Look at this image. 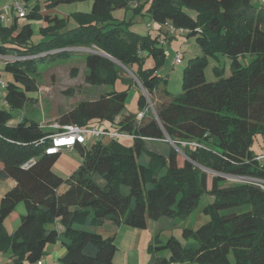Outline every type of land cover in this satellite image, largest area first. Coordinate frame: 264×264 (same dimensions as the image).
<instances>
[{"label":"trees","instance_id":"obj_1","mask_svg":"<svg viewBox=\"0 0 264 264\" xmlns=\"http://www.w3.org/2000/svg\"><path fill=\"white\" fill-rule=\"evenodd\" d=\"M75 0H48L47 6ZM27 3V0H26ZM28 4V3H27ZM132 9L156 24H170L177 34L195 36L203 54L190 58L185 67L183 92L156 105V117L138 121L136 115L118 116L125 108L127 91H109L94 100H84L60 117L62 125L100 123L104 128L133 134L130 146L116 139L98 140L91 148L77 145L83 155L79 168L67 179L53 169L61 151L47 153L48 132L37 121L21 119L0 108V178L12 177L15 185L0 203V251L12 264L39 261L47 245L59 242L65 253L58 264H114V236L98 230L106 220L145 228L148 218L189 216L205 194L214 200L204 207L210 220L197 228L185 227L183 241L175 236L157 245L169 249L160 264H264V187L234 177L264 179V159L253 149L257 134L264 135V3L253 0H93L90 13H77L78 24L66 29V18L46 15L42 32L51 38L32 42L33 28H20L19 16L12 24L0 17V53L31 58L7 62L5 70L14 79L6 86L5 100L12 109L22 108L38 91L37 60L80 52L73 47H91L86 52L88 82L112 84L129 68L152 97L160 90L156 68H145L147 56L164 58L158 38L143 36L115 21L112 10ZM28 19L42 18L40 6L28 5ZM161 28V27H160ZM183 31H178L179 29ZM169 33L170 32L169 30ZM95 47V48H94ZM63 48L55 53L51 50ZM104 52L105 54L99 53ZM220 54L231 59L229 76L215 66L219 79L208 81L209 57ZM113 57L117 61H115ZM247 55L252 56L245 62ZM130 83L133 77L126 78ZM164 95L169 91L162 89ZM153 99V97H152ZM141 110L148 98L139 97ZM138 123H137V121ZM140 122V123H139ZM186 155L180 163L178 148ZM171 142V143H170ZM196 142L197 145H192ZM93 144V143H92ZM162 144L160 149L155 145ZM139 155V156H138ZM36 158L30 167L23 164ZM212 177L208 187V172ZM232 179L228 184L224 176ZM227 178V177H226ZM102 180V182H100ZM68 183L62 194L59 187ZM128 188V192L123 191ZM24 200L27 211L9 233L4 220ZM59 221L63 230L55 224Z\"/></svg>","mask_w":264,"mask_h":264},{"label":"rangeland","instance_id":"obj_2","mask_svg":"<svg viewBox=\"0 0 264 264\" xmlns=\"http://www.w3.org/2000/svg\"><path fill=\"white\" fill-rule=\"evenodd\" d=\"M26 1V0H22ZM48 0H27L30 7L39 5L41 9L42 18L28 19L27 16L19 17L18 23L20 28L27 22L31 23L33 28L32 42L38 43L51 38V35H47L42 32V28L48 23L44 19V16L58 15L59 17L66 18L68 25L66 29L72 28L78 24L76 17L77 13H90L93 7V0H75L70 2H61L57 6L48 7ZM253 3L259 5L260 0H253ZM3 4V3H2ZM2 7V6H1ZM4 13L8 14L7 11ZM112 15L115 21L122 23L128 30L136 32L143 36H151L152 38H158V42L164 48V58L158 60L154 56H147L145 60V68H156L157 73L160 75L159 89L153 94V99L149 93L141 85L138 78L134 77L133 68H129L124 64H120L124 72L119 75L112 84L94 85L88 82L87 76L89 69L86 64V52H94L89 47H85L80 52H70L69 55H56L51 58H43L37 60L35 79L39 85L38 91L27 92L28 96L33 98L28 100L22 108L12 109L10 104L5 100L6 86L10 81H13L14 77L0 66L1 76L0 80V108L11 110L15 115V118L10 122L11 125H16L21 119L29 118L44 125L48 132H56L62 129L60 117L73 108H75L79 102L84 100H94L101 97L109 91H127V98L125 102V108L118 116V121L123 115H136L141 111V105L139 104V97L144 94L149 103L153 104L154 110H148L146 118L143 121L149 120L153 115L156 117V105L161 101H170L173 96L180 95L183 92L182 78L185 67L189 64L190 58L203 54L201 47L197 43L195 36H187L186 34L169 33L170 24H154V22L145 14H134L132 9L116 8L112 10ZM14 21V15H10L6 18L7 24H12ZM161 27V28H160ZM95 48V47H94ZM182 52V61L175 62L176 53ZM115 60V59H114ZM250 61L252 60L249 59ZM246 59L245 62H250ZM116 61V60H115ZM215 66L221 68L223 76H229L231 71V59L220 54L218 57H209L208 64L205 68V75L208 81H215L219 79L216 73ZM135 68V69H134ZM133 77L136 82L130 83L126 78ZM5 84V86H3ZM162 89L169 91L170 95H164ZM137 119V118H136ZM137 121V120H136ZM140 121V120H138ZM137 121V123H138ZM142 121V120H141ZM96 123V121H94ZM140 123V122H139ZM100 124V123H99ZM257 138L254 141L253 149L257 153L264 152V135L257 134ZM91 144L88 143V149L92 147L97 141ZM112 139L104 137L101 141L108 143ZM118 141L126 146H130L134 143V138L131 136H119ZM171 143V142H170ZM172 146L173 143H171ZM160 149L162 144L155 145ZM182 146L175 143V147L178 148L181 156L179 158L180 163L183 161V157H186L182 151ZM139 156V155H138ZM83 161V155L79 149H62L61 155L53 165V169L63 178L67 179L73 172H75ZM208 172V187L211 188L212 177L216 172L206 169ZM227 181H222L221 185H226L232 179L231 176H224ZM227 177V178H226ZM102 182V180H100ZM14 183L12 177L0 178V199L2 195L11 188ZM69 187L68 183L62 184L58 193L62 194ZM125 193L128 192L127 187H123ZM214 200V196L205 194L200 199V203L197 208L189 216H161L157 219L148 218V225L145 228H139L131 226L124 222L115 224L111 220H106L100 227L85 226L87 229H96L104 236H114L115 243L117 244V250L114 257V264H160L159 258L168 257L169 249H156L155 246L162 245L167 242L169 237L175 236L183 241L182 231L185 227L197 228L202 224L210 220V216L204 212V207ZM1 203V201H0ZM27 211L26 203L24 200L19 201L15 210L4 220V225L9 233H12L17 225L20 223V214H25ZM52 247H50V251ZM58 248H61L59 245ZM52 254L50 252L45 254L41 258L42 261L50 259ZM11 257L9 254L0 251V264H8ZM48 262V261H46ZM26 264H40L39 261ZM178 264H191V263H178Z\"/></svg>","mask_w":264,"mask_h":264},{"label":"built area","instance_id":"obj_3","mask_svg":"<svg viewBox=\"0 0 264 264\" xmlns=\"http://www.w3.org/2000/svg\"><path fill=\"white\" fill-rule=\"evenodd\" d=\"M3 3V4H2ZM2 6V7H1ZM4 11H7L8 14L4 13ZM28 11V4L26 1L22 0H0V17L1 19L6 22V18L10 15H17L19 17H24ZM170 32L176 33V28L174 26H171L169 28ZM178 31H183V29H179ZM84 47H73L69 48L71 50L75 49H83ZM64 50L63 48H58L51 50L50 52L42 53V55H46L48 53H55L60 52ZM24 58H31L30 56H18L14 54H3L0 53V66L5 68V65L9 61H13L16 59H24ZM182 61V52L178 51L176 53L175 62H181ZM1 76V71H0ZM0 82H3L0 80ZM5 86V84H3ZM154 110L153 104L149 103L148 106L137 113V120H142L145 118L146 113L148 110ZM42 126H44L42 124ZM119 136H131L134 135L128 132L115 130V129H108L104 128L99 123H90L87 125H80V124H66L62 125V129L53 133L48 134L47 136L43 137L41 139V143L45 142V140H48L49 144L46 146V152L47 153H56L61 151L62 149H72L75 148L77 145H89L88 143L91 141V144L94 143L95 139L96 141L102 140L104 137H108L111 139H117ZM182 144L186 145V142H182ZM192 145H197L196 142H192ZM259 159H264V153L258 156ZM36 161V158H32L26 163L23 164V167H30L32 164H34ZM235 180H249L253 181L260 186L264 187V179L262 178H254V177H234ZM40 264H55L53 262H44L41 259L39 260Z\"/></svg>","mask_w":264,"mask_h":264},{"label":"crops","instance_id":"obj_4","mask_svg":"<svg viewBox=\"0 0 264 264\" xmlns=\"http://www.w3.org/2000/svg\"><path fill=\"white\" fill-rule=\"evenodd\" d=\"M260 2H263L264 3V0H260ZM154 24H156V23H154ZM246 59H251V56L250 55H247V57H246ZM2 166V163L0 162V167ZM13 186L15 185V180H14V183L12 184ZM4 195V194H3ZM2 195V196H3ZM2 199V198H1ZM1 199H0V201H1ZM21 215V214H20ZM20 215L18 216V219L20 218ZM53 225H55L56 226V228L59 230V231H62L63 230V225L57 220L56 221V223L55 224H49L48 226H53ZM7 227V226H6ZM18 227V225L16 226V228ZM15 228V229H16ZM14 229V230H15ZM14 232V231H13ZM12 232V233H13ZM61 246V248H58V246ZM50 247H52L51 249V251H50ZM48 252H50L51 254H52V256H51V258L50 259H45L46 261H48V262H53V263H55V264H58V259H59V257L60 256H62L64 253H65V248L59 243V242H57V243H50V244H48L47 245V253ZM45 257V256H44ZM8 264H12V262H10V258H9V262H8Z\"/></svg>","mask_w":264,"mask_h":264},{"label":"water","instance_id":"obj_5","mask_svg":"<svg viewBox=\"0 0 264 264\" xmlns=\"http://www.w3.org/2000/svg\"><path fill=\"white\" fill-rule=\"evenodd\" d=\"M98 52L106 55V53H104V52H101V51H98ZM108 56L111 57L110 55H108ZM111 58H113V57H111ZM113 59H114V58H113ZM115 60H116V59H115ZM116 61H117V60H116ZM120 64H121V63H120ZM133 75H134L135 78H137L135 74H133ZM170 141L173 143V141H172L171 139H170ZM174 145H175V144H174Z\"/></svg>","mask_w":264,"mask_h":264}]
</instances>
